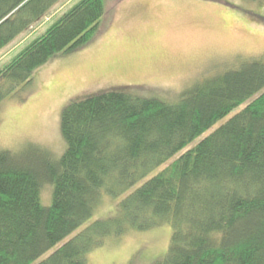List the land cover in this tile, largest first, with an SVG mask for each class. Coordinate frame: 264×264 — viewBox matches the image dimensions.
Returning <instances> with one entry per match:
<instances>
[{
  "label": "trees",
  "instance_id": "1",
  "mask_svg": "<svg viewBox=\"0 0 264 264\" xmlns=\"http://www.w3.org/2000/svg\"><path fill=\"white\" fill-rule=\"evenodd\" d=\"M59 1L0 0V51ZM106 11V0L72 3L0 68V103L53 57L89 44ZM242 105L111 215L71 236L104 193L126 194ZM61 132L67 147L59 159L38 145L0 147V264H88L107 240L164 224L172 228L170 245L153 264H264V54L172 102L133 90L73 99L62 110ZM47 183L52 201L44 205Z\"/></svg>",
  "mask_w": 264,
  "mask_h": 264
},
{
  "label": "rangeland",
  "instance_id": "2",
  "mask_svg": "<svg viewBox=\"0 0 264 264\" xmlns=\"http://www.w3.org/2000/svg\"><path fill=\"white\" fill-rule=\"evenodd\" d=\"M60 0L30 30L0 51V68L43 33L72 3ZM100 33L79 50L53 57L0 103V147L20 152L31 144L61 158L67 143L61 113L73 99L108 90H133L176 101L195 83L264 54V0H106ZM219 120L156 168L126 194L104 193L94 214L71 236L111 215L126 195L224 124ZM51 204L52 184L41 189ZM172 228L164 224L109 239L88 255V264H153L168 251ZM70 236V237H71ZM49 253L41 257L45 258Z\"/></svg>",
  "mask_w": 264,
  "mask_h": 264
}]
</instances>
